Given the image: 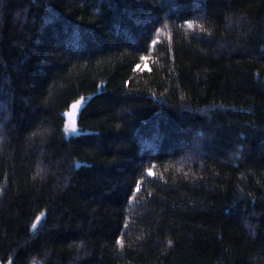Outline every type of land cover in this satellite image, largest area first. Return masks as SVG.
I'll list each match as a JSON object with an SVG mask.
<instances>
[{
  "label": "trees",
  "instance_id": "obj_1",
  "mask_svg": "<svg viewBox=\"0 0 264 264\" xmlns=\"http://www.w3.org/2000/svg\"><path fill=\"white\" fill-rule=\"evenodd\" d=\"M0 264H264V0H0Z\"/></svg>",
  "mask_w": 264,
  "mask_h": 264
},
{
  "label": "rangeland",
  "instance_id": "obj_2",
  "mask_svg": "<svg viewBox=\"0 0 264 264\" xmlns=\"http://www.w3.org/2000/svg\"><path fill=\"white\" fill-rule=\"evenodd\" d=\"M86 99L85 98H79L76 100L74 103H72L71 107L64 112L65 114V132L67 135H75L79 134L81 132L79 128V113L81 110V107L85 103ZM77 102H79L77 104ZM77 105V107L74 109L72 106ZM69 113H72V115H69ZM74 129V130H73Z\"/></svg>",
  "mask_w": 264,
  "mask_h": 264
},
{
  "label": "snow or ice",
  "instance_id": "obj_3",
  "mask_svg": "<svg viewBox=\"0 0 264 264\" xmlns=\"http://www.w3.org/2000/svg\"><path fill=\"white\" fill-rule=\"evenodd\" d=\"M78 103H79V102H77V104H78ZM72 107L75 109V108L77 107V105L74 104ZM69 115H72V113H69ZM73 130H74V129H73ZM149 174H151V171H150ZM33 227H35V225H33Z\"/></svg>",
  "mask_w": 264,
  "mask_h": 264
}]
</instances>
